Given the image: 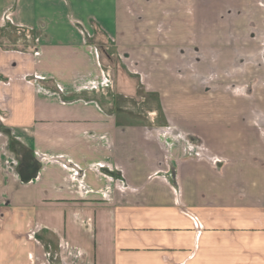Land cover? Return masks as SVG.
Returning a JSON list of instances; mask_svg holds the SVG:
<instances>
[{"label": "crops", "instance_id": "obj_1", "mask_svg": "<svg viewBox=\"0 0 264 264\" xmlns=\"http://www.w3.org/2000/svg\"><path fill=\"white\" fill-rule=\"evenodd\" d=\"M135 7L0 0V264H50L47 234L60 264H264V135L240 132L263 90L222 99L220 132L144 135L117 109L138 75L97 35L131 42Z\"/></svg>", "mask_w": 264, "mask_h": 264}, {"label": "rangeland", "instance_id": "obj_2", "mask_svg": "<svg viewBox=\"0 0 264 264\" xmlns=\"http://www.w3.org/2000/svg\"><path fill=\"white\" fill-rule=\"evenodd\" d=\"M121 1L140 6L127 14L148 29L137 28L131 42L106 31L97 35L103 38L102 52L117 67L138 75L134 97L119 95L117 109L128 123H148L144 135H207L212 128L217 133L222 129V99L252 102L261 90L264 98V12L245 8L256 0ZM236 3L243 8H235ZM191 87L198 92H189ZM98 95L102 105L110 107L109 94ZM207 96L213 113H207ZM256 106L245 114L240 132L264 135V112ZM231 109L226 110V120ZM38 239L39 262L60 264L56 238L47 234Z\"/></svg>", "mask_w": 264, "mask_h": 264}]
</instances>
